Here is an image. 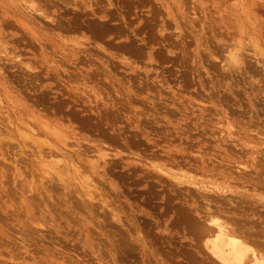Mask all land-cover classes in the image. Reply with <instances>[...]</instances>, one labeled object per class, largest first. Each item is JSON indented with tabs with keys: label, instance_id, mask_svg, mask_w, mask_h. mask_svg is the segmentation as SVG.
<instances>
[{
	"label": "rangeland",
	"instance_id": "obj_1",
	"mask_svg": "<svg viewBox=\"0 0 264 264\" xmlns=\"http://www.w3.org/2000/svg\"><path fill=\"white\" fill-rule=\"evenodd\" d=\"M263 50L264 0H0V264L263 253Z\"/></svg>",
	"mask_w": 264,
	"mask_h": 264
},
{
	"label": "bare ground",
	"instance_id": "obj_2",
	"mask_svg": "<svg viewBox=\"0 0 264 264\" xmlns=\"http://www.w3.org/2000/svg\"><path fill=\"white\" fill-rule=\"evenodd\" d=\"M263 47V46H262ZM261 47V48H262ZM260 48V49H261ZM236 49V48H235ZM234 50V49H233ZM264 51V50H263ZM233 52V51H232ZM231 52V53H232ZM216 53V52H215ZM233 54V53H232ZM229 56V54H228ZM233 55H230V57H232ZM214 57V56H213ZM234 57V56H233ZM233 57H232V60H233ZM231 59V58H230ZM221 61V60H220ZM223 63V62H222ZM221 63V65H222ZM225 65V64H224ZM223 67V66H222ZM243 165V164H242ZM245 166L243 165V168ZM243 174V173H242ZM243 187V186H242ZM245 187V186H244ZM220 188V187H218ZM223 189V187H222ZM219 191L221 190L218 189ZM230 190V189H229ZM254 190V189H253ZM224 191V190H223ZM235 192V191H234ZM252 193V192H251ZM258 193V192H257ZM240 194V193H239ZM244 194V193H243ZM260 196V195H259ZM247 197V196H246ZM245 197V198H246ZM254 197H257V196H254ZM225 198V197H223ZM261 198V197H260ZM261 200V199H260ZM258 201V200H257ZM252 202V201H251ZM259 202V201H258ZM253 203V202H252ZM259 203H263L262 201L259 202ZM242 206V205H241ZM246 210V209H245ZM250 210V209H248ZM214 212V211H213ZM216 212V211H215ZM243 212V211H242ZM255 212V211H254ZM256 213V212H255ZM215 214V213H214ZM217 214V213H216ZM247 214V213H246ZM208 215V214H206ZM205 215V216H206ZM244 215V214H243ZM242 215V216H243ZM248 215V214H247ZM262 215V214H261ZM203 216V215H202ZM204 216V217H205ZM214 216V215H213ZM188 217V216H187ZM209 217V216H208ZM207 218H204L206 221H207ZM256 217V216H255ZM210 218V217H209ZM220 218V217H219ZM218 216L217 217H212L209 219L208 221V224L210 225V228H207V231L206 233L204 232L205 230H202L204 228H202L201 226V230L202 232L201 235L204 236L206 235L207 237H205V239L203 238V241L204 243L202 244L203 248H205V250H203L206 254L207 252L210 254L209 258H206V259H214V263L216 262L217 264H264V252H260V250L258 249V245L256 244V246H254V242L256 243V239L255 241L253 242V244H250L252 242H250L251 238H249L252 233H250V231H248L250 234L248 235H244L247 231L243 232V231H237L238 230V227L239 226H235L237 229L235 231V229H231L229 228L226 224H231V222L229 221V223H223L224 221L221 222L222 219L219 220ZM247 218V217H246ZM192 219V218H191ZM238 219V218H237ZM244 219V218H243ZM251 219V217H250ZM252 219H253V216H252ZM231 220H233L231 218ZM190 221V220H189ZM256 221V220H255ZM191 222V221H190ZM228 222V221H227ZM200 223V222H199ZM197 222V224L195 225H198L199 224ZM233 223V222H232ZM236 223V221H235ZM234 223V224H235ZM249 223V222H248ZM252 223V222H250ZM254 223V222H253ZM225 224V225H224ZM242 224V223H241ZM194 225V226H195ZM208 225V226H209ZM253 225V224H252ZM207 226V227H208ZM230 226V225H229ZM254 226V225H253ZM252 226V227H253ZM200 227H198L200 229ZM196 228V227H195ZM233 228V227H232ZM240 228H243V225L240 227ZM239 228V229H240ZM247 228V227H245ZM257 228V227H256ZM255 228V229H256ZM261 228V227H260ZM259 228V229H260ZM248 229V228H247ZM250 229V227H249ZM262 230V229H261ZM198 231V230H197ZM194 232V231H193ZM244 234H243V233ZM205 233V234H204ZM196 234V233H195ZM257 234V233H256ZM261 235V234H260ZM260 235L258 237H260ZM199 239V238H198ZM202 239V238H201ZM253 239V240H254ZM252 240V241H253ZM201 242V241H200ZM249 242V243H248ZM260 242V241H259ZM258 242V244H260ZM195 245V244H194ZM200 245V244H198ZM261 245V244H260ZM263 246V244L261 245ZM260 247V246H259ZM199 249V248H198ZM263 250V249H262ZM261 250V251H262ZM202 251V252H203ZM199 258V257H198ZM204 259V258H203ZM210 259V260H212ZM192 261V259H190ZM194 260V259H193ZM203 261V260H202ZM204 262V261H203ZM192 263V262H191ZM213 263V262H212ZM211 263V264H212ZM213 263V264H214ZM189 264V263H188ZM195 264V263H194ZM207 264V263H206Z\"/></svg>",
	"mask_w": 264,
	"mask_h": 264
}]
</instances>
